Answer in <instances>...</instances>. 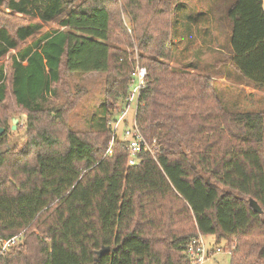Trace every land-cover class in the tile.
Here are the masks:
<instances>
[{"label": "trees", "instance_id": "obj_1", "mask_svg": "<svg viewBox=\"0 0 264 264\" xmlns=\"http://www.w3.org/2000/svg\"><path fill=\"white\" fill-rule=\"evenodd\" d=\"M189 5L0 0V60L16 51L0 63V113L10 100L28 114L25 143L7 148L0 114V239L22 236L0 264H196L187 250L199 235L227 240L231 264H264V111L227 110L212 77L167 62ZM185 18V32L203 25ZM228 19L232 68L264 88L263 0H233ZM137 62L148 73L136 122L151 150L130 165L111 122ZM65 72L107 74L97 128H69L50 106Z\"/></svg>", "mask_w": 264, "mask_h": 264}, {"label": "rangeland", "instance_id": "obj_2", "mask_svg": "<svg viewBox=\"0 0 264 264\" xmlns=\"http://www.w3.org/2000/svg\"><path fill=\"white\" fill-rule=\"evenodd\" d=\"M180 1L182 0H173V3L176 4ZM188 2L190 4L188 8L190 16L194 18L203 16L199 22H202L203 25L208 24L207 30L210 31L212 36L205 33L204 37L201 39V41H203L198 42L197 46H195L196 49L202 50L196 52L197 50L195 49H185V43L183 41L176 43V37L173 35L176 46L172 60L167 62H170L172 67L193 70L212 77L216 91L227 110L232 112L264 111V97L262 99L261 96L258 105L253 101L249 103V101L245 99L246 97L242 98L244 94L242 91H240L241 96L238 94V89L240 88L232 84L234 80L239 81L238 79H240L239 77L241 76L230 66V59L232 56L230 54V41L227 40L226 36L219 37L217 40L214 39L217 32H222L226 35V29L230 27L228 10L233 0H204L197 5L193 3V0H188ZM59 27L58 21H52L44 24L43 31ZM224 29L225 31H223ZM28 42H31V39H29ZM200 43L202 45H200ZM22 45H25V43L23 42L20 44V46ZM217 46H223L224 52L218 51L216 49ZM15 52V49L11 50L8 55L0 60V63L3 62L8 65L10 63V54ZM224 75L227 77V82L224 81ZM106 88V73L65 72L62 81L57 85V96L52 97L49 103L51 107H62L66 110V122L69 128L79 132L90 131L99 126L96 123L103 113ZM236 97H240V103L235 102ZM10 105L11 103L9 100L5 110L0 113L3 114L4 118H7V124L12 128L10 132V142L5 148L11 146L13 143L23 145L27 139L26 126L28 123V114L19 109L11 110L9 109ZM136 105V99H134L131 106L130 104L127 106V108L129 107L127 114L128 120H121L120 122L118 121L119 123L116 122L111 125L113 129H116L119 140H123L124 130L131 124L135 115ZM115 115L117 120H119L122 114ZM14 117L18 119L16 129H13L14 123L12 119ZM0 150L2 151L3 148H0ZM204 239L208 246L214 247L220 245L224 250L214 258L207 260L204 264H231L232 250L227 248L229 244L227 240L223 239L218 243L214 235H204Z\"/></svg>", "mask_w": 264, "mask_h": 264}, {"label": "built area", "instance_id": "obj_3", "mask_svg": "<svg viewBox=\"0 0 264 264\" xmlns=\"http://www.w3.org/2000/svg\"><path fill=\"white\" fill-rule=\"evenodd\" d=\"M147 68L136 63L135 68L132 73L133 77V86L132 90L130 91V95L128 97V102L131 106L132 101L136 99V110L139 104V96L141 90L146 85V76H147ZM128 104V105H129ZM136 110L135 115L131 121V124L126 127L124 130V137L123 140L128 142L129 145V164L130 165H138L140 163L139 154L143 149L151 150V147L146 143L143 134L141 133L140 129L137 126L136 122ZM129 111V107L126 108L120 114L121 117L119 120L117 118L111 122V125L116 122H120L121 120H128L127 114ZM118 122V123H119ZM117 128V127H116ZM113 129V128H112ZM114 137L118 139L116 129H113ZM22 239L21 235L13 236L9 239H0V255H3L11 248L16 246L20 243ZM188 253L194 258L196 264H204L207 260L214 258L217 254L222 253L223 247L220 245L210 247L207 245L204 236L199 235L197 237H193V239L188 244Z\"/></svg>", "mask_w": 264, "mask_h": 264}, {"label": "crops", "instance_id": "obj_4", "mask_svg": "<svg viewBox=\"0 0 264 264\" xmlns=\"http://www.w3.org/2000/svg\"><path fill=\"white\" fill-rule=\"evenodd\" d=\"M202 1H204V0H193V3L197 5V4L202 3ZM182 2H188V0H182V1L178 2V3H176V4L174 3V7L176 5H178L179 3H182ZM263 6H264V0H263ZM181 8L184 9V7H181ZM182 12L183 11L181 9H179L178 13H179L181 19H180V22L178 23V25L176 26V28H177V34H176V40L177 41L176 42L183 41L185 43V46H184L185 49H189V48H190V50L191 49H195V50H197L196 52H198V50H202V49H196L195 46H197L198 42H202L203 41V40L201 41V39L204 37L205 33L210 35V36H212V35L210 34V31L206 30V27L208 25L194 24L193 29H191L190 33L189 32H185V28H186V18H185V16H186V14H188V12H183V14H181ZM183 28H184V30H183ZM230 34H231V30L228 27V29L226 31V35H224L222 32L221 33L217 32V34L214 36V39L217 40L219 37L226 36L227 40L229 41ZM210 39H212V38H210ZM200 45H202V44L200 43ZM216 49L218 51L224 52L223 46H221V47L217 46ZM191 53H194V52H191ZM230 54L233 55L231 50H230ZM239 78H240V79H238L239 81L234 80L232 82L233 85H237L240 88V89H238V94L241 96L240 91H242L244 93L242 95L243 96L242 98L246 97L245 99H247L249 101V103L251 101H253L256 105H258L259 102H260L259 99L261 98V96H262V99L264 97V88H255L254 86L249 85L247 82H245L242 77H239ZM224 81L227 82L226 75H224ZM232 94H233V92H232ZM239 98L240 97H236V101L235 102L240 103L239 102Z\"/></svg>", "mask_w": 264, "mask_h": 264}, {"label": "water", "instance_id": "obj_5", "mask_svg": "<svg viewBox=\"0 0 264 264\" xmlns=\"http://www.w3.org/2000/svg\"><path fill=\"white\" fill-rule=\"evenodd\" d=\"M14 125H13V129H16V124L18 123V119L17 118H13L12 119ZM4 128H0V133H3L4 132ZM251 204L253 205V207L256 209V211L258 212H262L261 208L257 205V203H255L253 200H251Z\"/></svg>", "mask_w": 264, "mask_h": 264}]
</instances>
